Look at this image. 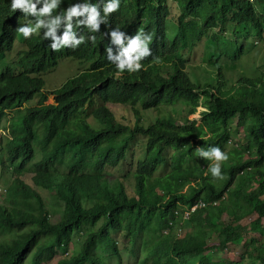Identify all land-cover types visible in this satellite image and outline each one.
<instances>
[{
	"label": "trees",
	"instance_id": "obj_1",
	"mask_svg": "<svg viewBox=\"0 0 264 264\" xmlns=\"http://www.w3.org/2000/svg\"><path fill=\"white\" fill-rule=\"evenodd\" d=\"M79 2L61 0L55 11L62 14ZM89 2L102 6L103 0ZM170 9L175 14L172 33L167 30ZM18 15L23 13L12 11L10 0H0V59L12 49ZM75 19V36L83 35V43L53 51L44 44L52 41L43 38L41 29L24 38L25 49L17 60L23 71L0 73V130L6 132L0 136V164L6 165L10 178L0 203V235H9L0 238V264H45L55 256H59L56 264H124L112 236L117 231L130 243L131 264H264V236H247L264 232V72L252 78L243 75L230 84L221 71L249 54L256 39L264 41L259 33L264 28V0H120L118 10L96 33L83 24L77 27ZM241 27L253 33L251 45L244 43L248 33ZM113 28L129 37L137 31L151 36V54L139 70L115 75L119 69L111 68L115 65L105 53L106 46L113 54L118 48L108 41ZM62 32L63 24L56 36ZM202 38L218 49L214 56L209 54L214 57L213 83L200 84L183 71L192 55L186 47ZM65 57H77L86 68L59 89L44 93L43 80L28 75L45 72ZM222 57L223 66L218 64ZM212 84L216 88L209 93ZM49 93L52 104L46 103ZM178 101L185 102L191 114L201 106L200 123L142 114L160 111L161 106L170 109ZM108 102L131 105L135 122L118 121L106 108ZM89 116L96 125L87 121ZM234 120L235 128L246 134L244 142H235L226 151L229 158L221 168L224 180L218 185L212 176L197 173L196 148L218 146L224 151L233 142ZM67 128L74 134L65 133ZM137 137L143 138L142 149L133 158L131 146ZM240 154L246 155L242 161H238ZM105 167L117 168L119 178H132L133 197L119 179L108 180ZM27 174L33 186L23 181ZM184 186L188 193L180 194ZM34 187L54 194L61 204L55 221L48 202ZM224 195L227 204L220 201ZM197 200L220 203L195 211L191 231L183 238L163 234L173 204L190 206ZM243 212L257 217L241 225L236 219ZM224 213L228 223L222 222ZM220 230L225 231L222 241L208 247L210 234ZM74 234L80 235L77 240L72 239ZM74 244L79 245L77 251ZM229 245L243 248L238 260L229 253L224 258L215 254Z\"/></svg>",
	"mask_w": 264,
	"mask_h": 264
},
{
	"label": "clouds",
	"instance_id": "obj_2",
	"mask_svg": "<svg viewBox=\"0 0 264 264\" xmlns=\"http://www.w3.org/2000/svg\"><path fill=\"white\" fill-rule=\"evenodd\" d=\"M248 1L252 2L253 0H248ZM60 3H61V0H10V7L12 11L19 9L23 13V15L16 16V21H15L16 34H15V38L12 44V49L11 51L7 52L2 59H0V61L3 63L1 65L2 70H0V73H5L6 70L9 69L15 75H17L23 71L22 68L17 65V60H18L20 51L16 53V56L12 61L7 60V56L13 52L14 45L18 37H22V40L24 43V38H28L29 36L33 34H38L39 32H41V29H43V32H42L43 38L45 39L50 38L52 41L51 44L49 43V40L45 41L44 44L47 46L48 49L51 48L53 51H55L69 44L71 45L72 48H75L84 42L85 37L83 35L79 36L78 38L75 36V30L73 26L74 18H76L75 25L77 27L83 24L84 26L87 27L90 33H96L99 30V26L101 23L107 24L109 14L116 12L118 8L120 7V0H103L102 6L98 5L95 2L90 3L89 0H82V2L70 4V6H68L61 14L60 12L55 11L58 8ZM37 5H40L39 8H37ZM29 17H31V19ZM61 24H63V32L59 37H57L56 31L61 26ZM259 33L261 34V36L264 35V28ZM108 36H109V42L111 44L118 46L115 54H113L112 49L109 48L108 46H106L105 48L106 58L110 62H112L116 66L117 69H119V71L115 72L116 76H121V74L131 73L132 71L139 70L142 67L141 61L145 57L150 56L151 54V49L149 47V41L152 38L149 34H146L143 31H137L135 35L129 37L121 29L113 28L111 31L108 32ZM238 37L243 38L241 35H239ZM88 39L94 40L95 36L89 35ZM200 42H197L191 46H187L186 49L191 50L193 54L194 49L199 45ZM206 43L208 42L205 41V44ZM244 43H245V40H244ZM206 48H210V47L208 46ZM210 53H212L214 56V53L212 51L202 50L201 61L206 60L208 67L214 71V68L211 64L212 62L211 60H214V57H210L209 56ZM64 60L77 61L74 58L65 57L64 59H61L60 61H58L57 64L54 67L50 68L49 70L45 72H40V73H32V74H29L28 76L30 78H37L39 76L44 82L43 92L44 93L50 92V91L53 92L59 89L68 78L64 80V82H62L59 86H56L52 89L45 88L44 79L46 76H48L47 74L52 72L54 69H57L59 65L61 64V62ZM183 71L192 80L194 79V77H191L189 73L187 72L186 62H185ZM209 79H211V76L209 77ZM207 82L209 81H206L205 83ZM50 93L49 95L51 96ZM52 103L53 101L47 104H52ZM109 105H126L132 108V106L129 104L108 102L105 104L108 110H109ZM200 107L201 106H199V108ZM109 111L111 112V110ZM87 121L91 125H96L95 119L91 116L88 117ZM63 131L65 133L74 134V131L69 128L63 129ZM1 133H3L2 130H0V136L2 137ZM196 151L199 157H203L204 159L213 161L211 166L208 167L207 169V171L210 173L208 175H210V177L212 176L213 180H216V178H222L223 174L221 172V168L223 166V161L228 160L229 158L228 154L222 151L218 146H209L207 149L203 147H198L196 148ZM0 167L3 169L4 168L6 169V165L2 166L0 164ZM122 169L124 170L123 167ZM85 170L81 171V173H83ZM113 170L114 171L112 175L108 177V180L113 179V181H116L117 179H119L120 181L118 182H121L123 184V186L125 187L126 194L129 197H133L134 196V185L132 182L133 181L132 178H129V180H124L123 178H119L120 175L117 172V168H113ZM59 171L61 173L66 172V170L63 167H59ZM124 172L126 171L124 170ZM223 180H224V177H223ZM129 181L131 185L126 186L127 185L126 182H129ZM127 190H131L133 192L129 195ZM179 193L187 194L188 193L187 186H184V188ZM220 201L221 203H224V204L228 203V199H226L225 195L221 198ZM220 201L206 203L203 200H197L190 206L173 204L174 205L172 209L173 215L169 217L168 227L163 230V234L171 235L172 238L174 237L180 238V239L183 238L186 233L191 231L190 221L193 217V213L197 211L198 209L200 210L209 209L211 208V205L218 206ZM223 217L227 218L228 215L224 213L222 214V218ZM139 244H140L139 241L136 240L135 247L137 249H139L138 248ZM206 244H207V241H206ZM118 248L120 249V252H123L121 246H118Z\"/></svg>",
	"mask_w": 264,
	"mask_h": 264
},
{
	"label": "rangeland",
	"instance_id": "obj_3",
	"mask_svg": "<svg viewBox=\"0 0 264 264\" xmlns=\"http://www.w3.org/2000/svg\"><path fill=\"white\" fill-rule=\"evenodd\" d=\"M174 9V8H173ZM170 9V18H169V23L167 25V30L172 33L174 31V23L173 20L175 19V14H174V10ZM248 28H244L241 27L240 31L241 32H245L248 33L245 36H247V39L245 41L246 44L251 45V38L253 36V33L250 30H247ZM214 33V32H211ZM241 35V34H240ZM206 38H202V41L199 43V45L194 49L193 54L191 55L190 59L186 61V66H187V72L189 73V75L191 77H194L195 79H197L200 84L205 83L206 81H210L211 83L214 77V72H215V67L214 71L211 70L208 67L207 61H201V55H202V50H210L213 53H217L218 49H215L213 46H211L210 48H206L208 47V43L205 44ZM256 41V42H255ZM252 44L254 47L252 49V51L244 56H241L240 60L235 64V66H232L229 69L223 68L221 71L224 74L225 79H228L230 84L235 83V80H237L239 77L246 75L247 77H253V76H257L259 71H263L264 72V67L262 68V62L264 60V41L262 39H256ZM25 48V45L23 43V40L21 37H18V39L15 42L14 45V49L13 52L10 53L7 56V60L8 61H12L15 56L16 53L18 51H21ZM225 58H221L218 62V64H220L221 66H223L224 64V60ZM78 63V64H77ZM3 63L0 61V70H2V65ZM86 68V65L83 63H80L78 61H72V60H64L61 62V64L59 65V67L57 69H54L52 72H50L49 74H47L48 76L45 77V88H54L56 86H59L62 82H64V80H66L67 78L75 75L76 73H78L79 71H82L83 69ZM72 70V71H71ZM71 71V72H70ZM211 76V79H209V77ZM60 78H62L60 80ZM58 82V83H57ZM229 85V84H228ZM216 86L214 84H212V86L209 89V93H213L215 90ZM34 101V102H33ZM33 101L30 102V104H34L37 99H34ZM53 101L52 97L50 96L47 100L46 103H51ZM160 111H155L154 109H150L149 111L146 112H142L143 115H148V116H154V115H162L165 114L167 115V117H172L175 120H177L179 123L181 122H185L188 120H196L197 124L200 123V119H201V115L200 112L203 111L202 107H197L196 112L194 114L189 113L190 111V107L182 101H178L176 102L173 106H171L170 109H166L165 106H161L159 107ZM109 110H111V112L113 113L114 117L121 122H128L130 125H132L135 122V117L132 115L133 109L130 106H126V105H109ZM142 124L144 123V121L142 120L141 122ZM235 120H234V124L232 125V128L234 130H231L232 133L230 135V140L233 141L232 143H228L225 147L226 149L224 150V152L226 153V151L232 147V144L238 141H242L244 142L243 139V135L246 134V130L242 131L241 129L237 130L235 128ZM236 130L238 132H236ZM4 134H6V132H4ZM4 134L1 133L2 137H4ZM143 140V138L141 137H137L133 142H132V146H131V151L133 152L132 157L133 158H138V154H140L141 149L140 148V142ZM130 156V154H128V157ZM246 158V155L244 154H240L238 157V161H242ZM196 163L198 164V166H200V170L197 172L199 175L201 174H210L207 169L208 167L211 166V164L213 163V161L208 160V159H204L203 157H199L198 154H196ZM128 165V164H126ZM122 165H119L117 168H122ZM113 169L111 168H107L105 167L104 170V174L107 176L112 175L113 173ZM31 175L27 174L23 176V181L31 186H33L31 180H30ZM9 178V175L6 172V169L1 168L0 167V203L3 201L4 199V192H5V184L6 181ZM223 177L222 178H216V181L218 183V185L222 182ZM109 181H113V179H110ZM127 185L126 186H130L131 183L126 182ZM34 189L48 202L49 205V210L51 212H53L54 217L52 218L53 221H55L58 217L61 210V204L57 203L55 201V195L54 194H49L47 191L45 190H41L38 188ZM128 194L130 195L133 191L131 190H127ZM257 216L254 213H241L238 217H237V221L241 224V225H247L249 222H251L252 220H254ZM222 222L223 223H228L229 219L226 217L222 218ZM262 223V228L264 229V218L261 221ZM183 232V231H182ZM250 232V231H249ZM248 232V233H249ZM224 230H220L218 233H211L209 239L207 240V246L211 247L212 245L217 246V244L222 241L223 237H224ZM247 233V234H248ZM5 235H0V238L3 237ZM80 235L74 234L72 236L73 240H77L79 238ZM112 236L117 240V244L118 246L122 247L123 252H121L124 264H131V257L129 256V254L127 253V249L128 246H130V243H128L127 241H125V239L122 237V231H117V233L113 232ZM248 237H253L255 239H259L262 238L264 236V232L263 231H257V232H251L247 235ZM5 237H9V235H6ZM74 249L77 251L79 249V245L78 244H74L73 245ZM243 252V248L241 246L238 245H229L227 247V249L224 250H217L215 254L219 255L220 257L224 258L226 253H229L233 256V258L235 260H238L240 255ZM214 254V255H215ZM59 258V256H55L53 259H51L48 263L45 264H56L57 259Z\"/></svg>",
	"mask_w": 264,
	"mask_h": 264
},
{
	"label": "bare ground",
	"instance_id": "obj_4",
	"mask_svg": "<svg viewBox=\"0 0 264 264\" xmlns=\"http://www.w3.org/2000/svg\"><path fill=\"white\" fill-rule=\"evenodd\" d=\"M107 35H108V34H107ZM108 37H109V36H108ZM130 37H131V36H130ZM21 38H22V37H21ZM27 39H28V38H27ZM103 39H104V38H103ZM106 40H107V38H106ZM106 40H104V41H106ZM28 41H29V40H28ZM28 41L26 40V42H28ZM94 41H95V40H94ZM108 41H109V40H108ZM93 43H94V42H93ZM95 44H96V43H95ZM115 46H116V45H115ZM115 46H114V48H116ZM117 47H118V46H117ZM27 48H28V45H27ZM29 49H30V48H29ZM32 49H33V48H32ZM31 51H32V50H31ZM29 52H30V51H29ZM22 53H23V52H22ZM27 54H28V52H27ZM27 54H26V55H27ZM23 55H24V53H23ZM26 55H24V56H26ZM24 58H25V57H24ZM91 58H92V57H91ZM91 58H87V59H90V60H91ZM25 59H26V58H25ZM76 59H77V57H76ZM80 60H81V59H80ZM90 60H88V61H90ZM80 63H81V62H79V64H80ZM110 63H111V62H110ZM77 64H78V63H77ZM143 64H145V62H143ZM149 64H150V63H149ZM149 64H145V65H149ZM151 64H152V63H151ZM113 66H114V65H113ZM149 66H151V65H149ZM115 67H116V66L111 67V68L113 69V68H115ZM90 68H91V67H90ZM111 68H110V69H111ZM106 69H107V68H106ZM108 69H109V68H108ZM144 70H145V69H144ZM71 71H72V70H71ZM71 71H70V72H71ZM102 74H103V73H102ZM3 75H4V74H3ZM3 75H1V76L4 77ZM77 75H78V74H77ZM106 75H107V74H106ZM5 77H7V76H5ZM100 77H101V75H100ZM107 77H108V76H107ZM77 78H78V77H77ZM61 79H62V78H60V80H61ZM75 79H76V78H75ZM4 80H5V79H4ZM77 80H78V79H77ZM81 80H83V78L80 79V81H81ZM5 82H6V81H5ZM20 82H22L21 79H20ZM57 83H58V82H57ZM66 83H67V82H66ZM66 83H65V85H66ZM67 84H68V83H67ZM63 86H64V85H63ZM32 99H33V98H32ZM33 102H34V101H33ZM136 170H137V169H136ZM188 189H189V188H188ZM114 256H115V255H114ZM118 256H119V255H118Z\"/></svg>",
	"mask_w": 264,
	"mask_h": 264
}]
</instances>
